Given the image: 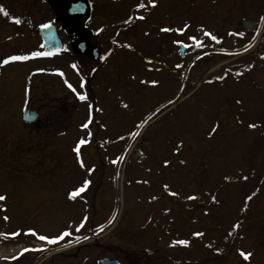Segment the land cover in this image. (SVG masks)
Instances as JSON below:
<instances>
[{
  "label": "rangeland",
  "instance_id": "1",
  "mask_svg": "<svg viewBox=\"0 0 264 264\" xmlns=\"http://www.w3.org/2000/svg\"><path fill=\"white\" fill-rule=\"evenodd\" d=\"M102 1L119 2L111 9L121 18L132 13L134 34L123 40L133 51L118 48L108 58L93 82L94 105L88 106L78 99L80 70L73 71L77 59L70 39L48 4L0 0L8 13H0V195L7 197L0 201V264H98L102 257L120 264H249L237 249L253 253L250 264H264V43L258 48L264 0H156L155 8L149 0ZM141 3L146 7L139 8ZM106 13L95 15L84 30L100 31ZM44 24L59 28L65 48L50 60H33ZM185 25L190 27L178 35L175 29ZM163 27L173 31L160 32ZM191 36L203 47H195ZM174 41L185 45L183 58ZM11 56L28 59L4 64ZM35 77L40 79L30 90ZM27 102L42 106V117L51 111L44 107L54 105L50 128L44 120L26 134ZM56 118L62 123L57 138ZM142 121L144 127L136 128ZM250 123L257 127L250 129ZM81 139L87 141L80 146L83 168L73 151ZM120 156L122 162L111 163ZM85 179L88 188L70 198ZM164 184L180 195L168 196ZM189 194L199 199L187 201ZM236 223L240 227L227 236ZM64 231L70 235L54 244L38 239ZM96 231L101 236L73 248ZM195 231L205 235L194 238ZM179 239L189 245L169 246ZM21 247L29 251L9 258Z\"/></svg>",
  "mask_w": 264,
  "mask_h": 264
},
{
  "label": "snow or ice",
  "instance_id": "2",
  "mask_svg": "<svg viewBox=\"0 0 264 264\" xmlns=\"http://www.w3.org/2000/svg\"><path fill=\"white\" fill-rule=\"evenodd\" d=\"M149 5L152 8H155L157 6L156 5V0H149ZM138 7L141 8V9H143V8L146 7V5L143 4V3H141V4L138 5ZM0 13H2L4 16H8V13L2 7H0ZM137 18L140 19V20L145 19V17L142 16V15L139 16V17H137ZM260 20L262 22H264V17H260ZM14 23L20 24L21 21L19 19H15L14 20ZM42 27L48 28L49 25L48 24H44V25H42ZM188 27H190V26L189 25H185L183 28L175 29V31L177 32L178 35H183V33L187 30ZM171 31H173V29L168 28V27H163V28L160 29V32H163V33H168V32H171ZM201 31H202L203 35L206 36V37H208L209 39H211L213 41H216L217 43L220 42L217 39V37L215 35H213L212 33L207 32V31H204L203 29H201ZM146 35H147V33H146ZM229 35H235V33H229ZM240 35L242 36L243 33H240ZM189 39H191L193 41V44H194L195 47H203V42L200 41L197 37L191 36V37H189ZM174 43H177L178 44V43H180V41H174ZM125 47H130V45H125ZM41 55H46V54L45 53H40V52L33 53V56H41ZM262 58H264V57H262ZM26 59H28V57H26V56H11L8 59L4 60L3 63L4 64H8L10 60L11 61H22V60H26ZM149 63H151V61H149ZM73 67H75V65H73ZM177 67H180V65H177ZM141 83H146V81H141ZM157 83H158L157 81H151V84L153 86H155ZM83 86L84 85L81 84V87H83ZM68 87L69 88H72V86L70 84L68 85ZM72 90L75 91V89H72ZM78 99L80 101H86L87 97L85 95H79L78 96ZM172 103H174V101L169 100V104H172ZM237 103H240V101H237ZM122 106L124 108H127L128 107L127 104H123ZM146 122L147 121H142L141 123L135 125V127L138 128V129L139 128H143L144 127V124ZM82 127L88 128V123H85L84 125H82ZM248 127L250 129H255L257 127V125L250 123L248 125ZM213 132H215V129H213ZM88 135L90 136L91 133L89 132ZM131 135L132 136H138L139 135V132H133V133H131ZM121 138H123V137H121ZM85 143H87V141L84 140V139H81V140H79V142L77 143V145L73 149V151L76 153L77 160L80 162V167L81 168L84 167V163L80 159V146L81 145H84ZM177 147H179V145ZM123 158H124L123 156L117 157L116 159L112 160L111 163L112 164H116L118 161H121L122 162L123 161ZM181 163L183 164L184 161H181ZM167 164H168V162L165 161L164 162V166L167 167ZM91 171H92V169H89V172H91ZM227 179H228V177H225V180H227ZM243 179L244 180H247L248 177L247 176H244ZM141 182L142 183H145V184L148 183V181H146V180L145 181H137V183H141ZM90 183H91V181L88 180V179L83 180L81 186L79 188L74 189L70 193V198H73L74 199L80 193H83L88 188V186L90 185ZM163 191L168 196H172V197H178L180 195V193H178L176 191L170 190V188H169V186L167 184H164L163 185ZM253 195H255V193H253ZM6 199H7V197L5 195H0V201H5ZM151 199L154 201V200L158 199V197L153 196ZM198 199H199V196L196 195V194H189V195L186 196V200L187 201H197ZM251 199H252V196L247 197V200L248 201H250ZM211 202L214 203V204H218L219 203V201L216 199L215 195H212L211 196ZM204 215H208V212L205 211ZM4 219L7 220L8 217L5 216ZM82 227H83V224L78 225L77 228H76V231L79 232ZM239 227H240V225L238 223L233 224L231 226V230L228 231L227 236H229V237L233 236L234 232H236V230ZM32 235L35 236L36 233L35 232H32ZM69 235H70V233L68 231H64L59 236H57L55 238H48L46 236L41 235V236H38V239L41 240V241H46V243H48V244H54V243H57L59 240H62V239H64L65 237H67ZM204 235H205V233L202 232V231H195V232L192 233V236L194 238H200V237H203ZM77 239H79V237H77ZM85 239H87V237H85ZM241 239H242V237H241ZM176 245H182V246L187 247L189 245V241L188 240H184V239H179V240L173 241L169 246L170 247H175ZM205 247L211 248L212 245L211 244H206ZM27 251H29V249H23V251H22L21 254H23V252H27ZM215 254L216 255H220L221 254V250L219 248H217L215 250ZM236 254L238 255L239 258L242 259L243 262H249V264H250V260H251V257L253 255V253L251 251H247L246 252L243 249H237L236 250Z\"/></svg>",
  "mask_w": 264,
  "mask_h": 264
},
{
  "label": "water",
  "instance_id": "3",
  "mask_svg": "<svg viewBox=\"0 0 264 264\" xmlns=\"http://www.w3.org/2000/svg\"><path fill=\"white\" fill-rule=\"evenodd\" d=\"M51 8L60 15L59 19L64 23V28L70 35H78L82 26L88 18V7L85 0H46ZM39 35L44 43L43 52L46 55L58 52L61 48L60 41L54 26L48 28L41 27ZM100 45L88 47L87 41L83 37L74 44L75 53L83 54L91 60H99L102 55L100 53ZM184 47L179 44V54L183 56ZM37 115L31 111H25L23 120L25 123H33ZM100 264H119L117 260L101 259Z\"/></svg>",
  "mask_w": 264,
  "mask_h": 264
},
{
  "label": "flooded vegetation",
  "instance_id": "4",
  "mask_svg": "<svg viewBox=\"0 0 264 264\" xmlns=\"http://www.w3.org/2000/svg\"><path fill=\"white\" fill-rule=\"evenodd\" d=\"M90 16H91V11H90L89 17ZM57 32H58V35H59V38H60V32L58 30H57ZM84 36H85V38L88 41L87 42L88 46L92 47V46L97 44L98 41H95V36L93 35V32L92 31L87 32V31L84 30V28L81 30L79 35L71 38L70 43L72 44L73 42L80 40ZM63 45H64V43L62 41V47H63ZM101 46H102L101 47V51H104L105 50L104 48L106 47V45L102 42ZM26 49H27V46H26ZM75 56H76V59H77L75 67L80 70V74L77 76L78 82H80V87H81V84L84 85L83 87H81L82 89H84V91L89 92L90 89H91V84L93 83V75H94V73H96L95 69L96 70L99 69L101 67V65L105 62V60H101V61H99V63L97 65H95L92 61L86 59L84 56H80V55H75ZM80 62H81V64H80ZM37 80H39V79H37V77H35L34 80L30 81L31 85L29 86V89H32V88H34L36 86V85H33V84ZM45 83H46L45 81L41 80V82H40L41 89L44 88V84ZM51 83H53V82H51ZM46 107H44V109ZM53 107H54V105H51V103H50L47 108H51V111L45 112V117H42V114L40 113L41 110H42V106L40 108H38V107H36L34 105H31L30 103L27 102V105L24 107L23 110L29 109V110L35 111L37 113V115H38V119H37V121L35 123H33L31 125L24 126L26 134H27V129H30V127L31 128H33V127L36 128L38 126V124L40 122L44 121V120L46 121V124H47V122L50 121V118H49L50 113L55 110V108H53ZM56 115H57V117L60 118V115L57 113V111H56ZM59 118H56L57 120H54L55 121L54 124L56 125V128H55L56 129V134L60 133V128L62 127V123L60 122ZM52 124L53 123H48L47 124V128H50L52 126ZM60 135L61 134L55 135V137L57 138Z\"/></svg>",
  "mask_w": 264,
  "mask_h": 264
},
{
  "label": "trees",
  "instance_id": "5",
  "mask_svg": "<svg viewBox=\"0 0 264 264\" xmlns=\"http://www.w3.org/2000/svg\"><path fill=\"white\" fill-rule=\"evenodd\" d=\"M113 4L116 3H106L105 1L95 2L91 1L92 5V13L96 16L101 15L102 13L107 12L106 14H103L106 19L107 23H102V25L99 27L101 30L96 32L94 30V36L95 40L99 39L101 41H104L106 45L112 48L119 46L120 43H123V37L127 38L134 33V18L132 15L125 16L124 18H121L117 14L114 13V11L111 9ZM123 4H126L125 2ZM127 5V4H126ZM108 16V17H107ZM111 33H109V31ZM108 31V32H107ZM113 42V44L111 43ZM116 42V43H115ZM264 43V37L260 41V45H258V48ZM109 52H112V49H110ZM143 53V52H142ZM141 56H144L139 52ZM238 68L244 69V67H234L233 70H238ZM245 70V69H244Z\"/></svg>",
  "mask_w": 264,
  "mask_h": 264
},
{
  "label": "bare ground",
  "instance_id": "6",
  "mask_svg": "<svg viewBox=\"0 0 264 264\" xmlns=\"http://www.w3.org/2000/svg\"><path fill=\"white\" fill-rule=\"evenodd\" d=\"M118 185H119L120 188L123 187V176L119 177Z\"/></svg>",
  "mask_w": 264,
  "mask_h": 264
}]
</instances>
